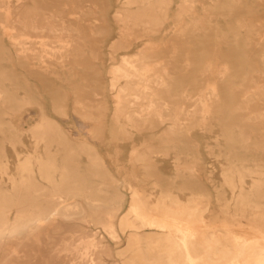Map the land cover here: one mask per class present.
Listing matches in <instances>:
<instances>
[{
  "label": "bare ground",
  "instance_id": "obj_1",
  "mask_svg": "<svg viewBox=\"0 0 264 264\" xmlns=\"http://www.w3.org/2000/svg\"><path fill=\"white\" fill-rule=\"evenodd\" d=\"M248 2L0 0V264H264Z\"/></svg>",
  "mask_w": 264,
  "mask_h": 264
},
{
  "label": "rangeland",
  "instance_id": "obj_2",
  "mask_svg": "<svg viewBox=\"0 0 264 264\" xmlns=\"http://www.w3.org/2000/svg\"><path fill=\"white\" fill-rule=\"evenodd\" d=\"M119 5H120V3L118 1H115L114 4H113L114 8L116 6H119ZM247 7H248V9L251 12H253L255 14H261V13L264 12V1H262V0H249V2L247 3ZM113 9H111V10H113ZM0 23H1L2 27L4 28V33H5V36L6 37H9V36H13V37L18 36V37L27 39V38H31V36H33L32 34L24 33V32L19 31L18 28L15 25H13L12 23H9L7 21H0ZM112 23H113L114 26H117V23H116V21L114 19H112ZM116 37H117V32H115V31L112 32L110 34V36L107 38V40H106V45L109 44ZM135 42H136L135 45H137L138 40H135ZM139 43L141 44V41L140 40H139ZM133 49L135 50V49H137V47L136 46H132V47L127 48L125 51L124 50L123 51L124 52H130V51H133ZM11 68L16 69V70H19V71H22L25 74H27L28 76L32 77L33 79H37L38 80L39 78L44 77L47 74L34 73L33 70L34 71L35 70H42L44 72H47L50 69H53V66H49V65H39V64H35V63L32 64V65H29V66H22L18 62H14V60H13V63L11 64ZM91 80H92V78H91ZM42 83H43V85H46L44 82H42ZM42 83H41V85H42ZM87 83H90V81H87ZM72 86H74L73 83L70 84V87H72ZM45 93L49 94L47 91ZM130 148H131V146L129 144H126V149L128 151H131ZM102 149L104 151V148H102ZM10 153L12 155V159L14 160V153L12 152V150H10ZM165 160H167L166 169L169 170L170 167H171L170 166L171 165L170 160L168 158H166ZM124 247H125V245L123 243V247L122 248H124Z\"/></svg>",
  "mask_w": 264,
  "mask_h": 264
}]
</instances>
